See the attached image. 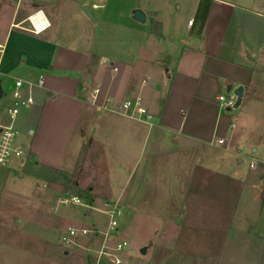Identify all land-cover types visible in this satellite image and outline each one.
I'll return each mask as SVG.
<instances>
[{
    "label": "rangeland",
    "instance_id": "1",
    "mask_svg": "<svg viewBox=\"0 0 264 264\" xmlns=\"http://www.w3.org/2000/svg\"><path fill=\"white\" fill-rule=\"evenodd\" d=\"M71 1L65 2L66 15L55 14L66 37L63 44L91 54L95 63L106 59L96 74L100 79V70L110 67L116 75L113 86L121 77L117 97L108 98L107 107L115 112L86 106L65 170L56 174L42 170L40 163L33 164L28 157L30 129H17L18 144L27 157L23 163L14 160L0 166V264H97L94 251L102 236L81 238L69 245L61 237L70 226L104 229V211L114 201L119 202L123 216L113 239L128 242L124 264H215L236 204L241 205L240 218L249 212H255L257 219L264 215V164L257 162L251 168L247 156L264 159V69L256 70L244 104L229 111L234 123L233 146L244 160L231 180L228 172L219 171L225 155L220 150L205 146L196 155L191 147L144 139L147 126L124 116L120 108L123 100L132 98H124L122 93L128 76L138 88L148 77L143 88L146 93L157 75L165 74L167 67L175 68V62L166 67L161 62L171 51L167 31L171 33L176 23L185 29L191 16L190 0ZM248 1L260 6V0ZM84 6L90 7L95 20L83 11ZM135 9L146 14L144 22L134 19ZM155 14L163 28L158 37L153 31ZM157 84L161 85V100L167 99L162 81ZM20 111L24 114L25 108ZM202 155L209 163L201 161ZM203 164L208 169L198 168ZM244 182L248 187L242 195L226 192ZM75 184L88 190L93 201L76 190ZM71 194L85 205L58 202ZM142 247H147L145 254Z\"/></svg>",
    "mask_w": 264,
    "mask_h": 264
},
{
    "label": "crops",
    "instance_id": "2",
    "mask_svg": "<svg viewBox=\"0 0 264 264\" xmlns=\"http://www.w3.org/2000/svg\"><path fill=\"white\" fill-rule=\"evenodd\" d=\"M68 1L71 0H0V43L5 45L0 64L1 85L9 80L2 85L0 101L5 109L0 108L5 114L0 113V119L8 121L6 107L13 103L15 80L36 81L42 76L43 86L34 90L35 102L24 107V114L20 115L19 110L14 126L20 131L30 129L28 152L33 154L36 165L60 171L65 170L70 145L86 106L97 107L108 98H116L121 79L118 77L113 86L116 75L111 67L100 70V79L96 74L106 59L95 63L91 54L63 44L66 37L57 26L55 14L66 15ZM259 2L260 6L248 0H190L191 16L185 29L176 23L171 33L167 31L171 51L161 62L164 67L175 62V68L167 67L165 74L157 75L146 93L143 88L148 77L138 88L128 76L122 86L124 98L140 97L153 116L151 124L131 118L147 126L144 139L191 147L196 155L205 146L218 149L225 154L223 160L218 159L222 160L219 171L228 172L231 180L244 160L239 148L233 146L230 110L222 108L217 97L229 88L243 86V105L256 70L264 69V7L263 0ZM36 11L46 17L41 25L46 24V28L31 31L29 16ZM156 18L157 14L152 18V30L158 37L163 28ZM159 81L167 99L161 100ZM104 109L115 112L108 107L100 111ZM218 139L224 142L218 143ZM247 156L255 159L253 155ZM201 161L208 159L202 155ZM247 187L244 182L240 188L234 185L226 192L238 191L242 195ZM239 207L236 204L228 237L215 264H264V215L259 214L257 219L255 212H249L243 219Z\"/></svg>",
    "mask_w": 264,
    "mask_h": 264
},
{
    "label": "built area",
    "instance_id": "3",
    "mask_svg": "<svg viewBox=\"0 0 264 264\" xmlns=\"http://www.w3.org/2000/svg\"><path fill=\"white\" fill-rule=\"evenodd\" d=\"M46 17L41 11H36L29 16V22L32 26L31 31H40L46 28ZM5 50V45L0 43V64L1 58ZM117 71V67L113 68ZM2 71L0 69V79ZM1 83V80H0ZM43 86V78L40 76L36 81L16 79L15 89L13 91V103L6 107L8 121L6 123L0 121V166H7L12 161L17 160L20 163L25 161L27 157L26 151L18 144V131L14 126V120L21 107L29 106L35 102L34 90L36 87ZM98 89L96 90V92ZM231 91V90H230ZM228 91L218 95L217 101L224 109H232L236 107L237 96L234 92ZM108 99L103 104L97 105L98 109L107 108ZM121 112L133 119L140 120L146 123L152 122L153 116L142 103L140 97L123 100L120 105ZM218 143H223V139H218ZM257 162H263L258 159L250 161V167L254 168ZM261 186L264 192V177L261 180ZM62 205L69 203L85 205L82 199L74 194L62 197L58 200ZM107 215V224L104 229L85 228L70 226L61 237L63 244H74L78 239L93 237L99 234L102 236V241L97 249H95V256L97 264L107 262L110 264H124L127 256L128 242L124 239L114 240V235L121 226L123 211L118 201H114L107 210L104 211Z\"/></svg>",
    "mask_w": 264,
    "mask_h": 264
},
{
    "label": "water",
    "instance_id": "4",
    "mask_svg": "<svg viewBox=\"0 0 264 264\" xmlns=\"http://www.w3.org/2000/svg\"><path fill=\"white\" fill-rule=\"evenodd\" d=\"M83 11L92 19V20H95L94 19V15L92 13V10L90 9L89 6H84L83 7ZM133 17L134 19H136L137 21L139 22H144L146 20V14L140 10V9H135L134 12H133ZM228 91H230V88L228 89ZM234 93L236 94L237 96V103H236V106H240L241 105V102H242V96L244 94V87L243 86H239L235 89ZM3 95V89H2V85L0 83V98L2 97ZM230 110V109H229ZM141 253L145 254L147 252V247H142L141 248Z\"/></svg>",
    "mask_w": 264,
    "mask_h": 264
},
{
    "label": "trees",
    "instance_id": "5",
    "mask_svg": "<svg viewBox=\"0 0 264 264\" xmlns=\"http://www.w3.org/2000/svg\"><path fill=\"white\" fill-rule=\"evenodd\" d=\"M28 157H29V159L32 160V159H33V154L28 153ZM33 164L36 165L35 162H34ZM40 167H41L42 170H44L45 172H53L54 174L60 172V170H57V169H54V168H51V167H47V166H43V165H41ZM75 189L78 190V191H80V192L83 191V190H81L80 188H78V185H77V184H75ZM83 193L85 194V197H86L87 199L93 201V197L90 195V193H89L88 190L83 191ZM83 193H82V194H83Z\"/></svg>",
    "mask_w": 264,
    "mask_h": 264
}]
</instances>
